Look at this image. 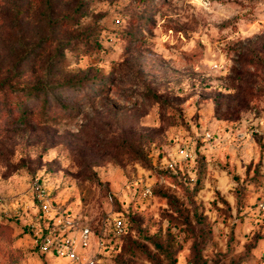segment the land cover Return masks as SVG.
Wrapping results in <instances>:
<instances>
[{"label":"rangeland","instance_id":"374dc122","mask_svg":"<svg viewBox=\"0 0 264 264\" xmlns=\"http://www.w3.org/2000/svg\"><path fill=\"white\" fill-rule=\"evenodd\" d=\"M0 264H264V0H0Z\"/></svg>","mask_w":264,"mask_h":264},{"label":"built area","instance_id":"2783aa9c","mask_svg":"<svg viewBox=\"0 0 264 264\" xmlns=\"http://www.w3.org/2000/svg\"><path fill=\"white\" fill-rule=\"evenodd\" d=\"M181 154H183V158L189 157V153L184 149H182ZM175 164L176 162L174 160H170L168 162V167L174 168ZM45 200L44 198L43 202L47 206L49 203ZM114 226L116 230L121 231L123 228L122 219H115ZM34 237L35 245L42 252L59 257L67 256L71 259H78L82 254V250L88 247L90 243L91 232L88 227H85L77 235L61 238L51 232L44 233L43 231L36 230L34 232Z\"/></svg>","mask_w":264,"mask_h":264},{"label":"trees","instance_id":"16d2710c","mask_svg":"<svg viewBox=\"0 0 264 264\" xmlns=\"http://www.w3.org/2000/svg\"><path fill=\"white\" fill-rule=\"evenodd\" d=\"M21 118H22V120L26 121L27 120V115H25V116H23Z\"/></svg>","mask_w":264,"mask_h":264}]
</instances>
